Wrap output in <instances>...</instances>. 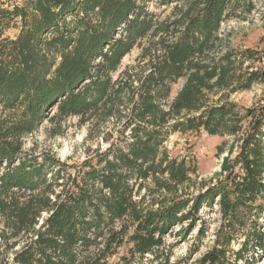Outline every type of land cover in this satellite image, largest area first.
<instances>
[{"label":"trees","instance_id":"16d2710c","mask_svg":"<svg viewBox=\"0 0 264 264\" xmlns=\"http://www.w3.org/2000/svg\"><path fill=\"white\" fill-rule=\"evenodd\" d=\"M152 3L174 7L173 18L161 21ZM253 9V0H0V264H171L166 236L213 206L214 245L186 264H256L264 98L245 107L232 96L264 84V48H237L222 32ZM137 48V65L121 71ZM74 119L97 142L82 162L25 150L45 121L57 138ZM202 132L227 139L218 146L227 156L216 182L196 190V160L168 143Z\"/></svg>","mask_w":264,"mask_h":264},{"label":"rangeland","instance_id":"374dc122","mask_svg":"<svg viewBox=\"0 0 264 264\" xmlns=\"http://www.w3.org/2000/svg\"><path fill=\"white\" fill-rule=\"evenodd\" d=\"M252 13L245 15V20H231L222 27L223 35L230 37L233 46L237 48H264V0H253ZM150 11L157 14L161 21L173 18L174 7H160L156 3L149 6ZM141 49H135L124 61L121 71L127 67H135ZM120 71V72H121ZM180 82L173 89L174 94L181 88ZM264 98V84L255 85L251 91L235 94L232 99L241 106L251 107ZM71 127L64 136L49 137L51 124L45 121L31 136L24 139V148L36 154L49 153L61 161L71 163L82 162L97 147V142L87 140V126L80 127L77 120L71 122ZM227 139L219 136H210L202 133L175 134L171 137L168 148L175 157H190L196 160L198 175L193 177L195 189L204 184L216 182L221 171L223 158L218 155V146ZM191 192L195 193L196 191ZM221 223L218 206L204 207L199 211L198 219L191 227L192 222L176 226L166 236L167 245L172 249L171 264H186V260L193 263L214 245L216 231ZM261 233L260 244L254 241L249 255L256 258V264H264V216L259 221ZM185 231L182 237L178 233ZM238 244L234 248L237 249ZM185 260V261H184Z\"/></svg>","mask_w":264,"mask_h":264}]
</instances>
